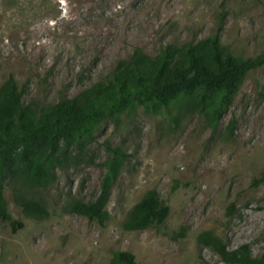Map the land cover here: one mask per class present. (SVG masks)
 Masks as SVG:
<instances>
[{"label":"rangeland","instance_id":"374dc122","mask_svg":"<svg viewBox=\"0 0 264 264\" xmlns=\"http://www.w3.org/2000/svg\"><path fill=\"white\" fill-rule=\"evenodd\" d=\"M222 11L224 45L244 58L264 52V0H0V87L13 76L25 102L55 103L104 79L135 48L156 55L206 38ZM113 149L125 155L109 219L71 212L101 194ZM78 152L67 150L54 184L29 191L44 199L46 219L25 216L6 185L9 212L25 225L16 233L0 225V264H111L118 251L139 264H228L199 245L204 231L229 250L264 253V66L247 75L216 128L196 112L139 108L102 123L79 160ZM150 190L169 205L167 220L126 231L129 211Z\"/></svg>","mask_w":264,"mask_h":264},{"label":"trees","instance_id":"16d2710c","mask_svg":"<svg viewBox=\"0 0 264 264\" xmlns=\"http://www.w3.org/2000/svg\"><path fill=\"white\" fill-rule=\"evenodd\" d=\"M227 14L220 12L214 33L198 41L168 44L156 55L135 48L117 62L104 79L72 97L38 105L23 99L24 92L15 77L0 87V225L8 223L13 233L24 228L14 220L5 198L6 185L23 214L38 220L49 217L44 199L29 191L44 190L56 182V169L67 162L68 149H82L98 127L117 121L126 112L142 108L152 115L185 110L203 115L216 128L233 104L247 75L264 66V52L244 58L222 42ZM232 120L228 126L230 132ZM124 152L112 150L106 161L102 192L88 203L75 201L70 211L102 223L109 219L107 198L116 182ZM22 181V182H20ZM234 204L228 210L234 212ZM169 205L156 190L148 191L129 211L123 224L126 231H141L163 224ZM201 246L218 253L228 264H264V253L253 257L248 245L229 250L212 231L198 236ZM111 264H139L127 251L115 253Z\"/></svg>","mask_w":264,"mask_h":264}]
</instances>
